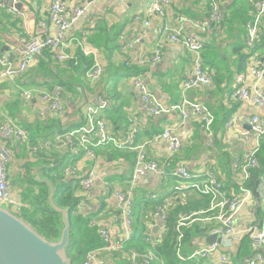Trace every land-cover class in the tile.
<instances>
[{"label":"crops","instance_id":"obj_1","mask_svg":"<svg viewBox=\"0 0 264 264\" xmlns=\"http://www.w3.org/2000/svg\"><path fill=\"white\" fill-rule=\"evenodd\" d=\"M153 3L154 0H69V10L73 6L87 7L70 37L69 46L56 53L44 51L28 71L13 81L0 82V121L4 116L14 120L27 133L31 145L41 141L53 142L57 135L78 129L83 123L82 111L86 106L102 107L101 117L121 142L126 141L130 130L128 119L135 118L140 128L133 135L134 145L173 126L175 134L182 141L180 152L171 159L166 143L155 142L147 148L148 158L159 164H183L194 176L212 171L227 193L241 195V178L239 172L234 170V162L254 147L255 135L250 132L249 119L253 115L264 117L263 108L237 102L231 96L234 77L244 72L247 66V55L243 61L240 56L247 54L245 26L251 18L252 0H170L168 5L163 6V17L152 19L148 27L135 22L134 16L144 15ZM213 3L222 15V21L216 24L210 21ZM49 6L50 0H19L17 11L20 15L13 17L0 4V53L11 51L12 59L16 61L24 44L31 38L55 33L49 21ZM198 24L204 27L198 28ZM163 25L181 27L203 44L202 65L205 71L213 74L214 87L202 86L189 90L185 95L212 111L214 124L210 136L201 125L191 120L181 123L177 115L151 116L132 87L135 77L145 76L148 89L161 104L170 106L179 103L180 85L191 69L189 56L180 45L165 42L164 54L154 65L138 67L132 64L136 59L153 53L161 40L157 29ZM261 49L264 51V46ZM84 52L89 54L85 55ZM56 54L69 56L76 60V64L70 60L59 62ZM127 61L130 63L128 66L125 65ZM95 63L101 66L103 74L99 79L90 81L85 73ZM54 86L63 89L65 112L60 117L49 116L41 120L37 117L38 104L24 102L21 93L28 89L51 90ZM100 101H103V106ZM244 133H248L247 138L243 137ZM0 142L12 151V160L7 169L8 182L12 196L21 204L29 181L37 182L41 178L51 180L44 176L45 170L52 169L54 175L59 171L54 169L56 165L63 170L66 163L73 159L69 152H56L50 147L48 153L54 155L56 152L59 157L55 165H50L34 159L24 147L16 146L1 135ZM135 154L127 146L120 150L104 146L96 150V163L98 169L105 173L103 181L114 188H125L131 181L136 184L135 210L139 207L140 225L136 226L135 231L141 237H134L129 247L142 252L147 251L148 247L145 242L141 245V240L144 241L147 236L156 239L162 226L150 216L155 206L169 202L168 213L181 209L183 212L175 222L183 213L202 210L207 206V201L206 197L189 188L184 190L183 195L174 192L176 181L161 180L153 175L133 178ZM80 164L87 169L92 163L85 161ZM66 180L75 188L76 195L79 194L78 180ZM34 192L37 193V190ZM92 195L93 199L81 213L90 220V226L119 235L121 226L117 221L115 198L104 192L100 182ZM150 197H154V201L147 199ZM235 224L238 227L264 226L262 207L257 205L253 192L251 200L236 214ZM156 226L158 229L154 234L152 229ZM202 230L205 237H195V243L183 244L180 253L185 259L202 245L203 239L210 236L206 230ZM240 243H231V259L235 264L249 256L238 255ZM217 261L218 255L210 264H218ZM104 264L129 263L122 261L118 254H106Z\"/></svg>","mask_w":264,"mask_h":264},{"label":"built area","instance_id":"obj_2","mask_svg":"<svg viewBox=\"0 0 264 264\" xmlns=\"http://www.w3.org/2000/svg\"><path fill=\"white\" fill-rule=\"evenodd\" d=\"M100 1V0H95ZM170 0H154V3L143 14L134 16L135 22H140L144 27L150 25L154 18L163 17V6L168 5ZM19 0H0L6 12L17 17ZM212 13L210 21L220 23L222 15L216 4L211 5ZM87 7L73 6L69 10V0H50L49 21L54 27L55 33L36 36L24 44L17 60L12 59L11 51L0 53V82L13 81L19 75L32 68L37 59L41 58L44 51L56 53L59 49L69 46L72 33L76 29L78 21L84 16ZM198 28L204 25L198 24ZM246 38L245 49L247 53V66L244 72L237 74L232 82V98L240 103L253 105L264 109V51L257 50L264 40V0H252V13L249 22L245 26ZM161 40L158 41L153 53L136 59L132 64L138 67H146L156 64L164 54L165 42L180 45L188 54L191 69L188 77L180 85L181 99L175 105L165 106L155 99L153 93L145 83V76H137L132 81V87L138 93L141 102L153 117L160 115H177L181 123L191 120L201 125L210 136L211 127L214 124L212 111L200 103L193 102L186 97L189 90L202 86L213 88V74L204 70L202 65L203 44L195 37L185 33L181 27H170L163 25L157 29ZM88 55L89 52H84ZM56 60L64 62L76 60L64 54H56ZM130 63H125L128 66ZM103 70L98 63L86 71L85 77L90 81L99 79ZM21 99L26 103L38 104V118L43 120L46 117H60L65 112V101L63 89L54 86L51 90L28 89L21 93ZM102 106L103 101H100ZM102 108V107H101ZM101 108L86 106L83 108L82 125L75 130L57 135L53 142L41 141L36 145H31L27 133L20 128L10 117L4 116L0 121V135L11 141L13 144L21 145L34 159L46 161L50 165H55V156L48 153L50 147L56 152H69L73 157L68 161L62 170L64 179H77L80 186V193L77 194L79 202L77 210L82 212L93 199L92 191L98 182L103 184L104 192L116 200L117 220L121 226V233L114 235L104 228H97L98 234L102 238L105 246L101 249L88 252L82 264H104L106 254H122L126 245H130L132 239L138 235L135 232V187L131 181L127 187L114 188L110 183L103 181L105 173L97 167L96 150L104 146H111L116 150L125 146L135 151L133 163V178H145L155 176L161 180L176 181L173 191L183 195L185 189H191L208 198L209 203L206 209L189 211L180 215L174 224V232L177 235L176 255L180 261H201L210 264L218 255V264H235L231 259L232 242L239 243L244 237H248L251 246V255L241 260L239 264H264V226L261 228L255 225L238 227L235 224L236 214L251 200L252 192L255 194L257 205L262 207L264 221V175L256 178V185L251 187L247 183L253 177V173L259 170L257 154L260 150L261 141L264 139V117L253 115L249 121L250 132L255 135L254 147L246 151L243 157L234 162V170L239 172L241 185L239 192L241 195H232L226 192L222 182L217 175L210 171L202 176L192 175L183 164L171 166L159 164L147 156V148L155 142H164L167 145L169 158L174 159L182 148V141L175 134L173 126L167 127L164 131L144 141L139 145L133 144V135L139 130L140 125L135 118L128 119L130 130L127 133L126 141L121 142L110 131L106 121L101 117ZM248 133L243 137L247 138ZM127 143V145H126ZM55 152V154H57ZM46 153L49 156H46ZM12 160V151L3 142H0V205L13 207L19 210L23 204L15 201L12 196L8 182V165ZM89 161L92 164L84 169L80 163ZM154 201V197L147 198ZM170 203L165 202L161 206H155L151 211L154 221L162 223L160 232L156 239L147 236L144 239L147 251L130 249L128 259L130 264H165L155 251L156 245L165 234L164 223L167 219ZM197 224L200 228H205L208 235H216L220 239L219 243L212 245H201L195 249L186 259L180 253L183 246V230ZM224 250V252H220Z\"/></svg>","mask_w":264,"mask_h":264},{"label":"trees","instance_id":"obj_3","mask_svg":"<svg viewBox=\"0 0 264 264\" xmlns=\"http://www.w3.org/2000/svg\"><path fill=\"white\" fill-rule=\"evenodd\" d=\"M263 46L264 40L257 50ZM246 55L247 54H245V56L241 55L240 59L243 61ZM46 156H49V154L46 153ZM54 156L56 158V164L59 157L57 154H54ZM257 160L259 170L253 173V177L247 183L249 187H255L254 185H256V178H258L260 175H264V142H262L260 145V150L257 154ZM54 169L59 171H56V174L52 175V169L45 170L46 174L44 176L50 178L55 186L56 190L54 194V201L56 204L62 208L69 209L70 244L67 249V256L71 260L72 264H82L88 252L103 248L105 243L98 234L97 228L90 226V220L87 219L86 216H84L80 211H76L79 199L77 198L75 188L63 178L61 172L62 167L56 165ZM35 189L37 190V193L34 192ZM47 194L48 190L45 184L33 182L32 180L29 181V186L22 195V203H24L27 207L21 209L20 217L24 218L29 224H31L34 229H36L42 236L48 239H53L57 236L60 229V217L48 206ZM205 199L208 206V198L206 197ZM138 205L140 206V203ZM207 206L203 209H206ZM138 209L139 207H137V210H135V230L136 226L140 225ZM182 212L183 211L181 209L169 211L167 214V219L164 223L165 234L156 245L155 251L165 264H204L201 261L182 262L177 258V235L174 232V220ZM202 229L206 230L205 228ZM202 229L197 224L192 225L190 228L184 229L183 244L189 245L190 242L192 244V241L195 237H205V234L203 233L204 231ZM143 230L146 232L145 228ZM140 237L141 234H138V238ZM196 240H194L193 243H195ZM240 242L241 243L238 247V255L241 257L247 255L250 256L251 246L249 238L244 237ZM129 246L130 245H126L124 252L119 256L122 261L126 260L130 264L128 254L132 247Z\"/></svg>","mask_w":264,"mask_h":264},{"label":"water","instance_id":"obj_4","mask_svg":"<svg viewBox=\"0 0 264 264\" xmlns=\"http://www.w3.org/2000/svg\"><path fill=\"white\" fill-rule=\"evenodd\" d=\"M37 182L47 186L48 206L60 217L58 234L48 239L24 218L0 205V264H72L67 256L70 244L69 209L58 206L54 201L56 189L51 180L41 178ZM157 229V226L154 227L152 232L156 234ZM219 242L216 235H211L202 240V245Z\"/></svg>","mask_w":264,"mask_h":264},{"label":"rangeland","instance_id":"obj_5","mask_svg":"<svg viewBox=\"0 0 264 264\" xmlns=\"http://www.w3.org/2000/svg\"><path fill=\"white\" fill-rule=\"evenodd\" d=\"M27 188V187H26ZM24 192H25V190H24ZM27 206L23 203V208H26ZM6 208V207H5ZM9 209L15 214V215H17V216H20L21 214H20V212L18 211V210H14L13 209V207H9ZM22 209V208H21ZM138 241V240H137ZM136 241V242H137ZM141 245H144V241L143 240H141Z\"/></svg>","mask_w":264,"mask_h":264}]
</instances>
